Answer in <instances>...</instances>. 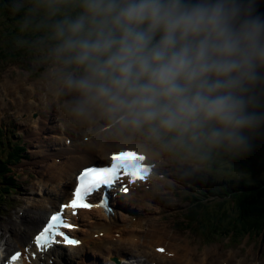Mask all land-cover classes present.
Listing matches in <instances>:
<instances>
[{
	"label": "clouds",
	"instance_id": "obj_1",
	"mask_svg": "<svg viewBox=\"0 0 264 264\" xmlns=\"http://www.w3.org/2000/svg\"><path fill=\"white\" fill-rule=\"evenodd\" d=\"M62 87L145 154L203 164L264 139L260 0H36Z\"/></svg>",
	"mask_w": 264,
	"mask_h": 264
},
{
	"label": "rangeland",
	"instance_id": "obj_2",
	"mask_svg": "<svg viewBox=\"0 0 264 264\" xmlns=\"http://www.w3.org/2000/svg\"><path fill=\"white\" fill-rule=\"evenodd\" d=\"M9 1L11 2L12 7L20 10L21 12L20 15L13 21H8L5 17H2V24H0V127L2 129L0 132V139L3 140L0 149L4 148L5 150H8L9 148L6 144L8 141L10 142V140H19V142H21L25 147L24 152L20 154L23 158L20 159L19 162H14L11 165L13 170L12 173L18 186L17 190L12 193L9 189H7V195L5 194L6 199L1 200L2 202H0V221L3 224L0 226V243L2 244L6 241L7 245L4 246L7 247L8 251H11L15 247L23 244L24 241H28L29 235H31L32 231L37 227V224L45 216V214L49 212V208H53L51 206L55 204V200L57 198L53 196H55L59 191L62 194L66 191V189L69 190L70 188V178L68 175L65 176L64 172L68 163L64 162L60 168L54 167V169L51 166V160L54 155L52 157L49 156V158L43 157V152H41L42 144L39 143L41 139L37 140L39 138L38 134H36L38 124H40L35 121L38 119V113H41L43 116L46 112H50V115L48 114L49 119H51V115L58 118L61 111L65 109V105L67 107L72 105L76 107L78 98L75 100L70 99L69 97H71V93L62 87L60 68L51 53L53 43L49 41L46 42L43 38L38 36L32 37L31 39L29 38V33L32 29L29 22L35 20L36 22L42 23V21H44L43 13L35 6L36 0ZM10 16L12 15L10 14ZM11 28L14 30H10ZM42 37L47 38L48 34L43 32ZM8 40H13L14 42L9 43ZM59 85L63 88L64 95L61 93L56 94L54 91H51L52 89H58ZM72 94L76 96L74 93ZM50 95H53L51 99H49ZM58 97H60L59 100H57ZM62 102H65L64 105ZM49 103H51V106H49ZM108 122H110V120L103 114L102 117L98 118L96 128L101 125L104 126ZM51 123L53 124L54 121H50L47 128L50 129ZM44 130L45 129L43 128L42 131L44 132ZM114 131H116L113 135L114 138L116 140L120 139L121 136L118 134L116 129H113L110 133ZM82 132L85 133V130ZM55 134L56 135L53 134L51 137L58 136L57 133ZM49 135H51V131H47L43 135L46 143L50 142V140L46 138ZM125 142L126 141L123 139V145L116 143L113 149L133 144H126ZM59 143L62 145L63 141L59 140ZM50 144L51 147H53L52 145H55L52 142ZM57 148L58 147L54 149L56 150ZM1 153L2 151H0V155ZM56 153L57 152H55V154ZM62 159L63 158H61V160ZM169 159V163L172 166L177 165L178 162L181 161L171 155H169ZM209 162L214 165L211 160H209ZM214 162L216 165L212 169V173L208 172V169L210 168L207 164L206 169H204L202 168L203 164H192L187 162L189 167L200 166L199 171L192 177L198 181H206L202 182L203 185L200 187L201 191H199V187L195 185H189L187 187L186 185H183V187H181V190L183 191V198L179 202L178 206L173 207L174 211H177L176 216L180 222V215L183 214L190 206L188 198L189 195H194L198 199L201 197L204 202V207L200 210L198 215L199 221L198 223L196 222L193 224L194 229L186 228L182 230V233L188 235L189 238H192L193 242L198 245H201L202 239L206 240L208 243H220L223 247L224 253L235 251L242 257L246 258L248 256V258L254 260H257L259 256L260 263L264 264V229L262 235L255 236L253 238H248L247 236H233L234 238L231 239L227 236H214L215 230L213 231L210 229L209 223L214 224L212 221L215 219V216L218 217L221 215L222 217H220L217 225L231 224L232 217L236 215V210H233L232 203L229 198H219L216 196L211 197L209 194L206 195V184L211 186V183L208 180H215L217 183H224L226 180L231 178L244 177V179L248 182H254L257 178L242 174V172L238 170L242 167L240 160H233L230 163V158H223ZM54 163L60 164V162L58 163L56 161H54ZM57 173H60L58 174L60 177H57ZM52 175L55 176V181ZM186 181L187 179L183 182L187 183ZM55 184L57 186H55ZM38 185L40 187L44 186L45 193L43 196H41V192L38 191ZM201 194H205L206 196H202ZM58 197H61V195H58ZM171 202L173 203V200H171ZM163 210L166 211L167 207ZM22 211H24V216L23 218L19 217V219L23 220L22 223L24 225L18 227L16 230L12 227L10 230L8 223L16 222V217L13 215H20ZM26 211H28L27 218H25ZM157 220L149 221L150 224L147 225H155L162 233H165L168 236L165 241L168 240L171 243L172 235L162 231L160 228L162 224H166L167 222L161 221L160 219ZM203 223H205V227L202 226ZM18 224H20V222ZM24 228L26 230L25 233H23ZM226 228L229 227L224 226L221 229ZM134 230L136 229H133L132 231ZM167 231H173V236L177 237L183 243L182 237L184 234H179L175 230ZM145 239V243L153 241L150 235H146ZM160 239L161 238H158V240ZM129 243L133 246L132 242L129 241ZM118 244L119 243L115 242L113 245H109L108 247L103 246V248L99 249L101 250V253L96 249L88 247L73 249L65 255V261L66 258L71 255V258L74 256L77 257L73 264H89V262L94 260L93 257L96 256L97 263L95 264H110L111 261L109 254H114L116 256V254L119 253L116 250ZM202 247H205V245ZM144 252H147V248L143 244L138 248L137 253ZM148 253V257L145 258L147 260L146 264L156 258V256L150 254V251H148ZM236 253H233V257H235ZM125 254H122V256ZM90 257L91 259H89ZM169 259L170 258H163L165 261ZM215 259L216 261L213 260L210 264L217 262L219 260L218 256ZM247 260L248 259H246V262ZM63 264H66V262Z\"/></svg>",
	"mask_w": 264,
	"mask_h": 264
},
{
	"label": "bare ground",
	"instance_id": "obj_3",
	"mask_svg": "<svg viewBox=\"0 0 264 264\" xmlns=\"http://www.w3.org/2000/svg\"><path fill=\"white\" fill-rule=\"evenodd\" d=\"M13 90H14V87H13ZM51 91H53V90H51ZM59 98L60 97H58L57 100H59ZM49 104H50L49 106H51V103H49ZM64 107H65V109L63 111H61L58 118L53 117L51 115V117L53 118V121H57L58 124L60 123L61 127H59V125H53L51 123L50 129L54 132L53 133L54 135H56L55 133H57L58 136H56L57 138L54 136L55 139H48V140H50V143L52 142L55 144V141L59 140V139H63V141H66L68 138L70 140L72 139V143L70 144V146L67 147L63 144V146L60 145L56 149V152L58 154H61V158H63L60 163H63L66 160L68 161V167L64 171L66 173L65 176L68 175L69 178H71L72 175L75 173V171L79 168L78 167L79 164H85L87 161L93 160L95 158L107 160V158H108L107 156H108L109 152L116 151L117 149H122L123 147L127 148V147L131 146V145H126V146H123L121 148L113 149V147H115L116 143H118L119 145H123L124 144L123 139L121 137L120 139L116 140L113 136L116 131L110 133L112 131V130H110L111 128L103 129V128H105V126L108 123L105 124L104 126L101 125L102 127L99 126L101 128H99V127L96 128L98 118L102 117V115H103V113L101 111L92 110L87 116H80L77 113L76 107L74 105L69 106V107H67L65 105ZM45 108H47V107H45ZM40 114L38 113V119L35 121L39 122L40 124L42 123V124L41 125L38 124L36 134H39V133L41 134L43 132L42 131L43 128L44 129L47 128V126L44 125V121H47L49 119L48 114L50 115V112H46L43 116H42V114L40 116ZM35 121H34V124H35ZM43 126H45V127H43ZM47 129H49V128H47ZM84 130H85V133L82 132ZM37 140H40V139H37ZM85 140H87V141H85ZM116 141H118V142H116ZM125 143L126 144H128V143L129 144L130 143L139 144V142L137 140L132 141V142L126 141ZM111 150H113V151H111ZM98 151H100L99 154H98ZM41 152H43V151H41ZM43 157L49 158V155H43ZM41 162H42V160H41ZM58 165L59 164H57V166ZM51 166L53 168L54 164L52 163ZM47 171H48V169H47ZM64 172H63V174H64ZM52 177L55 181L56 180L55 176L52 175ZM57 177H60V176L57 175ZM72 182H73V179H72ZM55 186H57V185L55 184ZM62 194L59 191L55 195V197H57L55 200V203L58 204L60 202V199L62 200ZM65 194L66 195H64L63 200H64V198L67 199L69 197L68 195H70V191H69V193L67 191H65ZM151 194H152L151 192H144L140 189H136L131 194L129 200L132 201L134 198L139 197L140 200L142 201V199L151 196ZM58 195H61V197H58ZM51 207H53V206H51ZM49 211H51V209ZM127 213H128V208L122 202L117 204V213L115 216H112V217H107L105 215H99V214H96L95 212L84 213L83 217L86 218L87 222H86V224H85L86 226L84 228L85 234L82 237L81 247L82 248L83 247L94 248V249L98 250V252L101 253V250H99L100 248H103V246L108 247L109 245L112 244L111 241L108 240V237L117 236V234L119 233V235L120 234L121 235L119 236V238H117V240L121 241L122 233H127L129 235V238H125V240L121 243L123 245L127 246V248H134L135 245L132 242L134 233L136 231H139V229L143 228L144 224H141L140 220H137V219L132 220V218L130 216H128ZM27 215H28V211H26V217L25 218H27ZM15 220H16L15 223H12V222L8 223L10 230L12 227L16 230L18 227H21L22 225H24L22 223L23 220H20L17 217L15 218ZM19 222H20V224H18ZM2 225L3 224L0 221V226H2ZM133 229H136V230L132 231ZM25 231L26 230L24 228L23 233H25ZM153 231H156V230H153ZM112 232H114V233H112ZM94 233L97 234V238H95V239H93ZM100 234H102V236H100ZM91 236H92V238H91ZM129 241L133 243V246L130 245ZM1 245L2 246L7 245V242L4 241ZM155 246L165 247L163 254H157V256L160 259H163L164 257L168 258L167 257L168 253L176 255L181 250V247L179 245L173 246L172 243H170L169 241H166V243H163V244H158V243L155 244L153 246V250H154ZM81 247H78V248H81ZM169 248H171L172 250H170ZM72 249H74V248H68V250H72ZM0 250H1V248H0ZM4 250H5V248H4ZM116 250H118V247H116ZM210 252H212V251H210ZM233 253H235V252H232V254ZM116 255H117V258H119L120 253H117ZM221 257H222V255L218 256L219 259ZM75 258H76V256L73 257V260ZM188 258L190 259L191 263L196 264L191 253L189 254ZM89 259H91V257ZM93 259L94 260L89 262V264L97 263V257L95 256V257H93ZM172 260L174 261V258H170L169 260H166V261H172ZM214 261H216V259H214ZM243 263H246V258L244 260H242L241 264H243ZM103 264H106V263H103ZM110 264H112V263H110ZM212 264H214V263H212Z\"/></svg>",
	"mask_w": 264,
	"mask_h": 264
},
{
	"label": "trees",
	"instance_id": "obj_4",
	"mask_svg": "<svg viewBox=\"0 0 264 264\" xmlns=\"http://www.w3.org/2000/svg\"><path fill=\"white\" fill-rule=\"evenodd\" d=\"M260 10L264 12V0H260ZM20 10L12 7L9 0H0V20L5 17L8 21H13L20 15ZM10 14L12 16H10ZM2 24V20L0 21ZM32 29L29 33V38L38 36L43 38L46 42H52L49 38L42 37V33L45 32L49 36L48 29L42 23L32 20L29 22ZM14 30V29H10ZM16 41V40H15ZM9 43L14 42L8 40ZM53 43V42H52ZM1 60V58H0ZM0 140V148H1ZM6 146L9 148L2 151L0 155V202L6 199L7 189L10 192H14L17 189V182L14 179L12 163L19 162L23 157L20 156L24 152V146L19 140L8 141ZM230 158V163L233 160H240L242 167L238 170L242 174L248 176L257 177L254 182H248L242 178H231L221 184L206 185V195L219 198H229L232 203L233 210L235 209L236 215L232 217V223L230 224L239 232H256L257 234L263 232L264 229V139H257L254 143V147L250 153L244 156H232L224 153H216L211 157V161H217L221 159ZM14 160V161H13ZM215 166L216 163L213 162ZM204 207L201 201H196L193 207H189L184 217L189 219V222H195L200 210ZM221 214V213H219ZM220 216H215L212 221L214 226H218ZM222 218V217H221Z\"/></svg>",
	"mask_w": 264,
	"mask_h": 264
},
{
	"label": "snow or ice",
	"instance_id": "obj_5",
	"mask_svg": "<svg viewBox=\"0 0 264 264\" xmlns=\"http://www.w3.org/2000/svg\"><path fill=\"white\" fill-rule=\"evenodd\" d=\"M122 177H128L129 182L144 181L148 178V169L143 163V157L138 154L128 152H118L111 156L110 166L101 168H89L84 170L78 177V186L75 189L74 199L67 207L75 210L78 208H90L92 205L88 203V198L96 191L100 190L102 186H113ZM127 192V187L122 188ZM61 213L54 214L49 223L45 226L41 233L35 237V243L40 249H47L48 247L58 243L56 237H63L64 242L69 245H76L79 241L67 237L61 229H72L74 226L69 224ZM20 253L11 257V264H16L20 257Z\"/></svg>",
	"mask_w": 264,
	"mask_h": 264
}]
</instances>
